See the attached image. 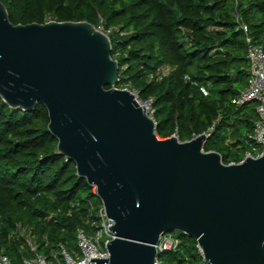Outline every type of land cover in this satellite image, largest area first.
<instances>
[{
  "label": "trees",
  "instance_id": "16d2710c",
  "mask_svg": "<svg viewBox=\"0 0 264 264\" xmlns=\"http://www.w3.org/2000/svg\"><path fill=\"white\" fill-rule=\"evenodd\" d=\"M13 24L87 21L104 32L118 63L117 88L151 100L155 134L179 141L208 133L204 151L224 164L259 147L248 136L256 103L231 102L247 86V43L264 49V0H0ZM105 88H109L105 86ZM47 110L11 108L0 99V254L24 264L36 254L77 257L75 231L92 236L101 201L58 153ZM157 264H207L196 240L172 234Z\"/></svg>",
  "mask_w": 264,
  "mask_h": 264
},
{
  "label": "water",
  "instance_id": "95a60500",
  "mask_svg": "<svg viewBox=\"0 0 264 264\" xmlns=\"http://www.w3.org/2000/svg\"><path fill=\"white\" fill-rule=\"evenodd\" d=\"M110 51L87 21L13 24L0 1V99L23 111L43 104L58 153L112 221L109 256L87 264H155L171 231L194 238L208 264H264V151L224 164L204 151V133L157 137L144 106L116 87Z\"/></svg>",
  "mask_w": 264,
  "mask_h": 264
},
{
  "label": "built area",
  "instance_id": "2783aa9c",
  "mask_svg": "<svg viewBox=\"0 0 264 264\" xmlns=\"http://www.w3.org/2000/svg\"><path fill=\"white\" fill-rule=\"evenodd\" d=\"M245 41L247 43L245 57L248 61V77L247 86L241 90L239 94L231 100L233 104H241L247 101H254L256 103L255 112L257 120L254 125L253 133L248 136V139L253 141L260 152L255 155L259 156L264 151V139L260 138V134L264 132V49L261 45L251 43L250 37L245 33ZM133 94L134 100L139 106H144L145 113L151 116V100H141L137 97L135 92L124 88ZM208 136V133L205 134ZM193 138V137H192ZM253 156L249 152H246L238 162H229V164H235L242 162L246 157ZM100 222L94 234L88 236L86 232L77 228L75 231V241L77 257H72L65 248L61 247L60 257L56 262L48 261L44 256L36 254L29 260H25L24 264H87L89 257H108V251L106 243L113 238V233L108 228V225H112V221L105 216L103 206L101 204L98 210ZM177 240L169 233L161 234L155 245L156 252L170 249L175 247ZM199 253L202 256L200 247L196 244ZM0 264H10L5 254H0ZM155 264H157L155 260Z\"/></svg>",
  "mask_w": 264,
  "mask_h": 264
},
{
  "label": "rangeland",
  "instance_id": "374dc122",
  "mask_svg": "<svg viewBox=\"0 0 264 264\" xmlns=\"http://www.w3.org/2000/svg\"><path fill=\"white\" fill-rule=\"evenodd\" d=\"M175 232H179V231H171L169 232L170 235L174 234ZM208 264V263H207Z\"/></svg>",
  "mask_w": 264,
  "mask_h": 264
}]
</instances>
